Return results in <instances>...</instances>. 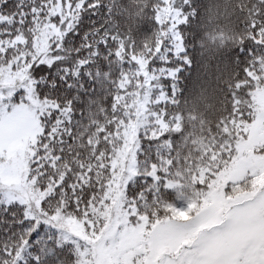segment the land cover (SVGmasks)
Instances as JSON below:
<instances>
[{
    "label": "snow or ice",
    "instance_id": "6c2138e0",
    "mask_svg": "<svg viewBox=\"0 0 264 264\" xmlns=\"http://www.w3.org/2000/svg\"><path fill=\"white\" fill-rule=\"evenodd\" d=\"M5 2L0 0V4ZM17 4L13 12L0 10V24L18 26L14 31L0 30V188L15 192L26 210L25 219L30 224L39 221L41 226L52 224L61 229L63 240L72 244L71 264H264V142L250 140L253 122L264 124V112L253 102L256 90L264 87V75H260L264 73V61L258 64L262 67L257 68L255 80L247 68L244 79L232 86L233 110L219 123L221 139L214 146L218 151L213 152L209 171L200 180L203 195L212 190L218 174L235 170L239 179L226 180L222 195L231 201L230 193L241 181L250 183L252 191L243 194L247 199L234 205L231 215L193 233L188 224L174 217L194 215L195 204H188L186 209L165 205L168 215L160 217L149 214L150 205L143 196L122 195L133 168L139 131L128 141L120 134V124L110 141L105 138L110 144L107 154L101 152L88 164L76 158L69 162L63 153L67 143L64 137L70 135L65 125L71 123V104L41 97L43 110L37 108L36 115L46 123L39 127L34 118L17 110L21 104L32 107L27 89L35 88L38 82L33 81L31 72L38 63H44V57L54 55L53 45L60 51L58 32L63 33L74 23L83 9L98 7L99 0H41L39 7L33 3L27 11L22 0ZM152 15L158 30L153 45L141 58L133 54L125 60L119 43L112 54L134 65L133 70L122 71L118 81L121 92L137 89L132 94L137 99L122 119L126 123L133 118L138 128L154 129L148 135L156 136L165 128L180 130L173 127L176 116L167 111V105L177 101L174 91L165 94L157 89L156 74L148 65L163 51L165 41L182 43L176 25L183 17L172 9L171 0H158ZM27 17H31V25L24 29ZM252 28L256 29L255 23ZM255 35L258 38L254 40L261 42L264 30ZM109 39L117 40L107 34L101 37L105 45ZM167 75L165 70L161 78ZM246 89V98L242 99L239 93ZM124 99L127 103L128 98ZM106 132L102 129L98 135ZM91 154L96 155L94 149ZM73 164L77 171H73ZM158 170H163L160 165L148 168L149 174ZM26 235H19L11 244H0V264H19ZM217 244L221 247H212ZM62 246L66 245H58ZM216 252L219 255L214 258ZM46 257L51 264H67L58 257L56 248L48 250Z\"/></svg>",
    "mask_w": 264,
    "mask_h": 264
},
{
    "label": "trees",
    "instance_id": "16d2710c",
    "mask_svg": "<svg viewBox=\"0 0 264 264\" xmlns=\"http://www.w3.org/2000/svg\"><path fill=\"white\" fill-rule=\"evenodd\" d=\"M22 2L24 10L27 11L33 7V3L39 7L41 0H22ZM253 2L259 6L248 13L251 19L247 24L246 35L236 43H230L226 41L223 33H213L202 38L200 20L204 0H171L172 9L183 17L176 25V35L182 38L181 49L176 51L174 41H165L162 44L163 51L154 55L148 66L156 74L157 89H163L165 94L170 90L175 92L177 103L167 105V111L169 115L176 116L173 127H178L180 130L168 131L165 128L156 136H151L148 133L154 129L135 128L137 129L135 137L137 131L140 135L134 161L135 166L140 169L132 176L131 181L125 184V191L122 194L129 198L143 196L149 202V214H158L160 217L167 215L164 206L176 200V192L171 187V183L178 177L182 178V175H186L188 178L186 182L194 180V187L201 185L197 182L198 179L188 176L187 170L181 171V167L193 160L192 166L201 164L194 176L209 171L213 152L218 151L214 146L219 144L221 139L218 131L219 123L233 110L232 86L236 81L244 79L247 68L252 70L255 80L257 68L262 67L258 64L264 61V39H261V42L254 39L258 38L256 32L264 30V0H253ZM157 3L158 0H154V4ZM122 4L126 6L121 5V0H99L98 7L83 9L75 18V22L70 23L58 36L61 40V48L57 52L53 45L54 55L51 58L55 59L50 62L44 61L43 64L38 63L36 70L31 72L33 81L38 82L33 92L41 104V97H52L60 103L71 104V123L65 125L70 129V135L64 137L67 143L64 145L63 153L69 162L73 158L85 164L95 162L96 156L101 152L105 154L109 152L110 144L105 138L110 141L111 136L116 135L114 131L116 127L123 124L120 134L126 139L128 130L133 126V118H129L125 123L122 116L137 99L132 95L137 89L132 87L121 92L118 81L121 80V72L133 70L134 65L130 62H121L112 53L119 43L125 60L133 54L141 58L144 50L149 46L144 40L145 36L155 35L158 26L154 22L152 8L147 15L141 16L142 0H122ZM17 7V0H6L5 3L0 4V10L6 12H13ZM112 18L120 21L118 28L110 26L109 21ZM253 23L256 29L252 28ZM30 25L31 17H27L23 28L27 29ZM17 27L15 23L0 24V30L14 31ZM106 34L110 37L115 36L117 40L114 42L109 39L105 45L101 37ZM198 38L207 39L209 43L226 44L222 46L216 60L218 63L226 62L233 70L229 82L223 86L219 108L209 118H205L202 111L185 99L189 93L191 73L197 59L194 43ZM170 44L172 47H169ZM93 52L95 54H92ZM165 70L168 75L162 79ZM260 75L264 74L260 73ZM246 94L247 89L240 92L239 96L244 99ZM125 97L128 98L127 103ZM156 110L159 111L158 108ZM39 120L41 124L46 123ZM102 129H106L107 132L105 135H98ZM195 147L205 150L196 155L198 151ZM93 149L96 155L91 154ZM188 149L191 152H186ZM197 157H200V160ZM150 165H160L163 170L149 174ZM72 167L73 171L78 170L74 164ZM201 177L203 178L204 175ZM154 190L155 203H153ZM21 205L22 203L18 202L0 201V244H11L19 235L27 233L19 264H51L46 257L50 248H56L58 257L71 264L74 259L71 243H59L55 237L49 243L50 246L44 248V245L40 246L32 240L37 227L36 224H30L29 220L25 219L26 211ZM58 245L66 246L58 247Z\"/></svg>",
    "mask_w": 264,
    "mask_h": 264
},
{
    "label": "rangeland",
    "instance_id": "374dc122",
    "mask_svg": "<svg viewBox=\"0 0 264 264\" xmlns=\"http://www.w3.org/2000/svg\"><path fill=\"white\" fill-rule=\"evenodd\" d=\"M60 34L61 33L58 32L57 35L59 36ZM33 47H35V44H33ZM179 49H181V45L175 44V50L178 51ZM43 59L45 62H50L55 58L44 57ZM33 91L34 88L30 87L27 89V99L31 103L32 107L30 108L28 104H21L17 110L27 114L29 118H34L36 125L39 127L41 125V122L39 120L40 118L36 115V109L40 108L41 111L43 109L41 107L42 105L41 102L36 98ZM14 94L15 93H13V95ZM253 102L258 106V108L262 112H264V87L256 90L255 95L253 97ZM139 107L140 105L137 104V108ZM136 127L137 125L134 120L132 128L128 130V133L126 135V140L131 141L136 138L135 137V132L137 130V129L135 130ZM251 130H252V135L250 136V140L252 142L254 143L264 142V124L253 122ZM196 150L198 151L196 155H198L201 154L205 150V148H197ZM136 151L137 148L134 150V155ZM186 152H191V151L190 149H188ZM197 158L200 160V157ZM192 162L193 160H190L188 163L184 164V166L181 167V171L184 172L187 170L189 177H192L195 180L198 179L197 182H200V180L202 179L201 176L205 174L200 173L197 177L194 176L193 174L196 173V170L198 169L199 166H201V164H195L194 166H192L191 165ZM139 169H140L139 167L135 166V161H134L130 176L126 179L125 184L131 181L132 176ZM182 178L178 177L177 180H174V182L171 183V187L176 192V200L172 201L171 203H168L167 205H171V207L177 209H186L188 204L190 203L196 205L194 215L189 214L184 217H179V216L174 217L175 220L188 224L189 230L193 233L209 228L217 221L222 220L225 216L231 215L230 209L233 208L234 205L240 203L242 200L247 199V197L244 196L243 194L252 191V186L250 183L241 181V183H239L236 186V188L230 193L232 197L231 201H229L227 197L222 195V191H223L222 186L226 180L239 179V175L235 170L229 172L222 171L220 174H218L216 180L213 181L212 190L206 192L203 195H200L201 185L199 187H194L193 186V184L195 183L194 180L188 183L186 182V180H188V178H186V175H182ZM0 201H3L4 203H9V202L22 203L19 200V198L16 196L15 192L6 188H0ZM167 215H168V211H167ZM107 226L108 225L106 224L105 227ZM36 227L37 228H35V236H33L32 240L36 241V243L40 246L44 245V248H48L50 246L49 241H51L55 237L58 239L59 243L61 242L71 243L70 240L68 241L63 240L62 230L56 228L55 225L43 224V226H41V222L38 221L36 223ZM212 247L218 249L219 247H221V245L217 244ZM101 255L103 256L104 254L102 253ZM213 255L215 258V256L219 255V252H216Z\"/></svg>",
    "mask_w": 264,
    "mask_h": 264
},
{
    "label": "clouds",
    "instance_id": "9594fccd",
    "mask_svg": "<svg viewBox=\"0 0 264 264\" xmlns=\"http://www.w3.org/2000/svg\"><path fill=\"white\" fill-rule=\"evenodd\" d=\"M121 5L126 6L122 4V0ZM153 5L154 0H142L141 16L147 15ZM258 6L253 0H204L200 20L202 38L213 33H223L227 42L236 43L246 35L247 24L251 19L248 13ZM109 23L110 26L118 28L120 21L112 18ZM202 38H198L194 43L197 59L191 73L189 93L185 99L202 111L205 118H209L219 108L223 86L229 82L233 70L226 62L218 63L216 60L222 46L226 44L209 43L207 39ZM154 39L155 35L144 38L149 45Z\"/></svg>",
    "mask_w": 264,
    "mask_h": 264
}]
</instances>
